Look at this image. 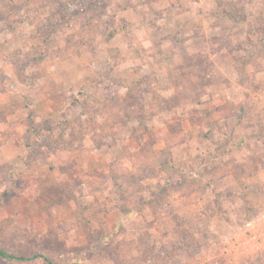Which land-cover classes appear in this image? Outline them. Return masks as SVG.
Masks as SVG:
<instances>
[{"label": "rangeland", "instance_id": "rangeland-1", "mask_svg": "<svg viewBox=\"0 0 264 264\" xmlns=\"http://www.w3.org/2000/svg\"><path fill=\"white\" fill-rule=\"evenodd\" d=\"M0 248L264 264V0H0Z\"/></svg>", "mask_w": 264, "mask_h": 264}, {"label": "trees", "instance_id": "trees-1", "mask_svg": "<svg viewBox=\"0 0 264 264\" xmlns=\"http://www.w3.org/2000/svg\"><path fill=\"white\" fill-rule=\"evenodd\" d=\"M0 257L10 259V260H20V261H30V260H34V259L41 257L49 264H57L55 261L51 260L49 257H47L46 255L42 253H35L30 256H25V255H17L13 252H8L5 249L0 248Z\"/></svg>", "mask_w": 264, "mask_h": 264}, {"label": "built area", "instance_id": "built-area-1", "mask_svg": "<svg viewBox=\"0 0 264 264\" xmlns=\"http://www.w3.org/2000/svg\"><path fill=\"white\" fill-rule=\"evenodd\" d=\"M262 235H259L258 236V234H256V233H252V235H251V239H257V240H259L258 238H260Z\"/></svg>", "mask_w": 264, "mask_h": 264}]
</instances>
